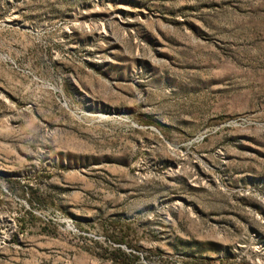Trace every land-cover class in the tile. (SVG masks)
Returning a JSON list of instances; mask_svg holds the SVG:
<instances>
[{"label":"rangeland","instance_id":"rangeland-1","mask_svg":"<svg viewBox=\"0 0 264 264\" xmlns=\"http://www.w3.org/2000/svg\"><path fill=\"white\" fill-rule=\"evenodd\" d=\"M0 264H264V0H0Z\"/></svg>","mask_w":264,"mask_h":264}]
</instances>
